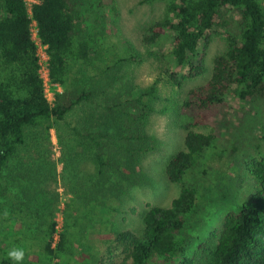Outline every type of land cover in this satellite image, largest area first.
<instances>
[{
	"label": "trees",
	"instance_id": "obj_1",
	"mask_svg": "<svg viewBox=\"0 0 264 264\" xmlns=\"http://www.w3.org/2000/svg\"><path fill=\"white\" fill-rule=\"evenodd\" d=\"M85 1L38 0L32 5L38 35L47 44L50 79L63 88L54 94L51 105L44 97L38 74L26 2L0 0V196L5 190L2 170L20 147H28V140L35 138L29 137V129L40 126L49 139V130L55 128L54 120L63 119L75 105L92 99V90L75 87L88 62L102 65L96 73L100 79L117 81L112 71L126 57L120 54V49L116 51L113 44L105 47L104 52L100 51L97 45L100 38L89 35L82 21ZM153 1L156 0H142ZM162 1L165 3L164 14L146 28L142 42L150 46L163 36L169 37L170 54L176 70L165 73L174 85L180 86L185 80L204 73L206 49L214 32L225 34L228 45L223 53L214 56L210 78L188 90L183 101L182 113L186 116L180 122L186 130L183 148L176 151L165 166L169 181L180 184L178 195L169 206L153 205L146 209L141 217L139 234L114 231V241L126 243L131 258L130 263L124 259L117 264H146L154 256L166 260L179 258L178 264H195L186 256L185 245L178 234L186 215L196 210L199 191L183 180L185 174L213 147L218 129L205 134L191 127L207 125L212 119L217 121L221 109L233 94L248 103L264 101L263 0ZM228 12L237 14L236 23L232 21L231 13L227 15ZM155 91L153 83L133 96H114L112 102L104 106L101 115L92 113L81 130L74 129L83 151L90 153L94 163V183L70 192L71 199L65 201L60 209L63 227L55 242L56 206L48 212L29 210L35 221L40 223L37 225L38 233H34L43 237L42 250L50 264L61 254L65 257L76 248L75 242L90 247L84 243L90 240L89 235H98L101 230L105 234L111 221L109 214L120 211L116 188L109 189L110 181H113L109 170L124 176L127 169L123 164L130 162L133 165L131 160L136 161V149L122 143L150 139L144 128L153 111ZM35 147L38 149L37 144ZM232 149L235 151L236 147ZM42 161L37 160L36 165L44 171ZM246 166L259 188L251 192L236 211L227 214L218 242L204 249L205 264H264V158H252ZM127 171L131 173V170ZM16 216L25 230L31 229L33 219H26L27 213L22 209H1L0 253L3 256L0 264L13 262L8 238H11L12 218ZM12 233L15 234V229ZM69 242L70 249L66 248ZM76 249L79 254L80 249ZM87 253H91V249ZM70 262L67 259L65 264Z\"/></svg>",
	"mask_w": 264,
	"mask_h": 264
},
{
	"label": "rangeland",
	"instance_id": "obj_2",
	"mask_svg": "<svg viewBox=\"0 0 264 264\" xmlns=\"http://www.w3.org/2000/svg\"><path fill=\"white\" fill-rule=\"evenodd\" d=\"M164 11L165 3L162 0H87L82 5V21L89 35L100 38L97 43L100 51L104 52L105 47L113 44L116 51L121 50L120 54L126 60L112 71L117 81L112 78L100 79L96 73L102 65L88 62L87 69L80 70L81 79L75 87L92 90V99L75 105L63 119L54 120L55 128L49 130V139L42 127H31L29 137L35 138L28 140V147H20L2 170L5 190L0 196V214L1 209L10 207L15 211L22 209L27 213L26 219H33L28 231L20 225L18 216L12 218L11 238H8L10 253L23 252L19 261L12 257V264H50L42 250L43 237L37 234L40 223L35 221L29 210L48 212L56 206L54 218L61 223L62 230L60 209L65 201L71 199L70 192L86 188L95 181L90 153L83 151L80 138L73 131L81 130L92 113L101 115L104 106L110 104L114 96H133L150 84L156 85L153 111L144 128L150 139L122 143L136 149L133 151L136 161L131 160L133 165L130 162L123 164L131 173L124 170V176L120 177L118 172L109 170V177L113 180L109 189L116 188L120 211L109 214L112 222L106 233L101 230L98 235H89L90 240H83L90 247L75 242L81 252L78 254L74 248L66 258L61 254L53 264H65L67 259L71 260L70 264H117L124 259L130 263L126 243L114 241V231L139 234L143 212L153 205L169 206L178 195L180 184L169 181L165 166L169 158L183 148L186 133L180 125L186 119L182 113L183 101L188 90L204 84L210 78L213 58L226 50L228 42L225 34L214 32L206 49L204 73L185 80L180 86L174 85L165 73L176 70L170 54L169 37L163 36L150 46L142 42L146 28L160 19ZM230 13L232 21L236 23L237 14ZM61 91L63 88L60 85L57 92ZM48 93L51 95L52 90ZM216 128L218 135L213 147L206 152L204 159L197 161L185 174L183 180L199 191L195 201L196 210L186 215L184 226L178 234L185 245L186 256L195 264H205L204 249L218 242L227 214L236 211L240 203L259 188L246 164L252 158H264V101L248 103L233 94L221 109L217 121L212 119L207 125L191 127L205 134ZM233 147H236L235 151ZM37 160L43 162L41 167L44 171L36 165ZM14 229L15 234L12 233ZM66 248H71L70 242ZM90 249L91 253H87ZM2 256L0 253V260ZM178 263L179 258L166 260L154 256L146 264Z\"/></svg>",
	"mask_w": 264,
	"mask_h": 264
},
{
	"label": "built area",
	"instance_id": "obj_3",
	"mask_svg": "<svg viewBox=\"0 0 264 264\" xmlns=\"http://www.w3.org/2000/svg\"><path fill=\"white\" fill-rule=\"evenodd\" d=\"M27 5V12L29 15V18L31 19L30 23V34L31 39L35 44V54L37 56V63H38V74L39 78L42 80V86H43V93L44 97L48 100V102L52 105L54 101V94L58 91L60 85L58 83H54L51 81L49 76V55L47 52V44L43 43L38 35V27L37 22L32 16V5L38 0H24ZM52 90L51 95H49L48 91ZM59 213V212H58ZM56 221V230L55 234L53 236L54 242L58 239V233L61 230V223L59 221Z\"/></svg>",
	"mask_w": 264,
	"mask_h": 264
},
{
	"label": "clouds",
	"instance_id": "obj_4",
	"mask_svg": "<svg viewBox=\"0 0 264 264\" xmlns=\"http://www.w3.org/2000/svg\"><path fill=\"white\" fill-rule=\"evenodd\" d=\"M10 255L17 261L21 260L23 257V252L22 251H13L10 253Z\"/></svg>",
	"mask_w": 264,
	"mask_h": 264
}]
</instances>
